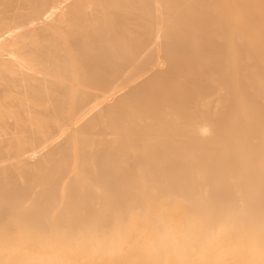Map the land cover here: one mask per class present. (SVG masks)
<instances>
[{
	"label": "bare ground",
	"instance_id": "bare-ground-1",
	"mask_svg": "<svg viewBox=\"0 0 264 264\" xmlns=\"http://www.w3.org/2000/svg\"><path fill=\"white\" fill-rule=\"evenodd\" d=\"M0 8V264H264V0Z\"/></svg>",
	"mask_w": 264,
	"mask_h": 264
},
{
	"label": "clouds",
	"instance_id": "clouds-1",
	"mask_svg": "<svg viewBox=\"0 0 264 264\" xmlns=\"http://www.w3.org/2000/svg\"><path fill=\"white\" fill-rule=\"evenodd\" d=\"M88 242L87 237L83 238H74L73 240H61L59 238H52L50 240L45 241L44 243L37 246L36 251L40 256H49L53 249H55L58 245L69 246L72 248H76L80 245H84Z\"/></svg>",
	"mask_w": 264,
	"mask_h": 264
},
{
	"label": "rangeland",
	"instance_id": "rangeland-1",
	"mask_svg": "<svg viewBox=\"0 0 264 264\" xmlns=\"http://www.w3.org/2000/svg\"><path fill=\"white\" fill-rule=\"evenodd\" d=\"M7 1H8V0H6V2H7ZM14 1H15V0H10V3H11L12 6H14ZM0 12L3 13V14L7 13V12L5 11L4 8H0ZM6 16L8 17V15H6Z\"/></svg>",
	"mask_w": 264,
	"mask_h": 264
}]
</instances>
